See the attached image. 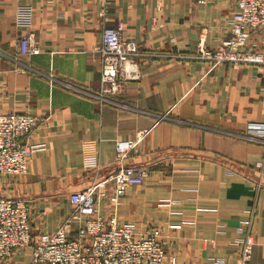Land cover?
<instances>
[{
  "label": "crops",
  "instance_id": "0c3cea01",
  "mask_svg": "<svg viewBox=\"0 0 264 264\" xmlns=\"http://www.w3.org/2000/svg\"><path fill=\"white\" fill-rule=\"evenodd\" d=\"M200 1L0 0V108L37 115L21 142L45 146L26 173L0 174V193L25 200L33 234L56 230L71 211L69 194L97 167L103 177L113 171L116 140L142 134L129 161L148 171L120 198L119 220L135 234L160 226L164 264H240L255 202L251 263L264 264V188L255 195L249 180L264 144L241 135L247 122L264 120V66L211 67L194 57L199 42L214 48L229 35L236 3ZM19 3L32 5L37 54L17 51L26 30L15 22ZM119 23L147 55L140 79L101 102L90 95L100 83V31ZM78 226L72 221L68 234ZM30 258V248L15 249L0 264Z\"/></svg>",
  "mask_w": 264,
  "mask_h": 264
},
{
  "label": "built area",
  "instance_id": "2783aa9c",
  "mask_svg": "<svg viewBox=\"0 0 264 264\" xmlns=\"http://www.w3.org/2000/svg\"><path fill=\"white\" fill-rule=\"evenodd\" d=\"M32 13L30 3L17 4L15 22L26 29L17 39L20 55L40 52L31 28ZM227 24L229 35L221 38L214 48L199 42L194 57L208 61L211 67L223 62L264 66V36L258 39L252 36L264 32V0H236ZM122 31L120 23L103 26L100 31L97 48L101 59L100 83L98 91L90 95L101 102L110 101L109 95L121 91L126 81L139 80L141 76L140 59L147 53L135 39L123 37ZM167 55L182 57L179 53ZM39 122L40 118L35 114L0 108L1 175L28 171L32 153L45 146L44 143H24L21 139ZM241 135L264 144V120L247 122ZM141 139L142 134H137L134 138L116 140L113 171L103 177L97 167L86 187L69 194L71 211L53 232L33 234L25 200L0 193V261L8 258L15 249L30 248L31 258L24 264H164L160 226L135 234L133 224L120 221L116 211L128 187L142 183L148 171L146 165L129 161L130 151ZM254 168L256 177L249 180L257 195L264 188V152L254 163ZM248 211L251 216L245 221L247 230L239 239L240 264H252L255 202ZM72 221L79 223L74 236L68 234ZM180 226V223L169 225L170 228Z\"/></svg>",
  "mask_w": 264,
  "mask_h": 264
}]
</instances>
